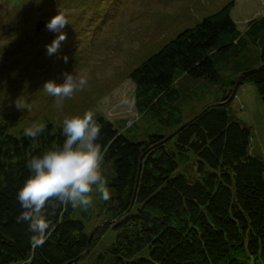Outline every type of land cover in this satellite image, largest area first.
<instances>
[{"label": "trees", "instance_id": "obj_1", "mask_svg": "<svg viewBox=\"0 0 264 264\" xmlns=\"http://www.w3.org/2000/svg\"><path fill=\"white\" fill-rule=\"evenodd\" d=\"M240 76L264 104V14L241 30L223 11L183 29L131 72L136 105L174 128L170 134L131 135L95 115L116 231L95 264H264V158L251 150V125L227 102ZM213 86L217 101L185 117L186 95ZM46 125L32 139L0 122V264H66L98 241L70 204L48 206L50 234L39 247L18 219L27 161L65 139L62 125ZM187 162L197 175L179 170ZM83 211L90 217L92 207Z\"/></svg>", "mask_w": 264, "mask_h": 264}, {"label": "rangeland", "instance_id": "obj_2", "mask_svg": "<svg viewBox=\"0 0 264 264\" xmlns=\"http://www.w3.org/2000/svg\"><path fill=\"white\" fill-rule=\"evenodd\" d=\"M59 10L69 22L63 29L67 40L57 54L48 55L46 47L58 33L46 24ZM223 11L245 30L251 19L264 14V0H0V122L21 135L33 123L62 125L65 118L93 111L131 135H168L174 128L160 126L136 105L131 72L183 29ZM66 73L86 76L87 85L58 106L42 86L48 80L62 83ZM218 92V86L205 94L191 91L181 102L183 115L216 102ZM230 104L252 127V152L264 158V104L255 84L240 82ZM192 165L181 163L179 170L197 175ZM107 166L102 169L106 178ZM91 207L90 217L81 208L74 216L86 219L98 241L73 264H95L116 237L99 193L93 194Z\"/></svg>", "mask_w": 264, "mask_h": 264}, {"label": "clouds", "instance_id": "obj_3", "mask_svg": "<svg viewBox=\"0 0 264 264\" xmlns=\"http://www.w3.org/2000/svg\"><path fill=\"white\" fill-rule=\"evenodd\" d=\"M67 24L69 22L65 13L60 10L47 22L46 28L58 33L46 47L48 55L57 54L62 42L67 40V34L63 31ZM86 85V76L66 73L62 83L48 80L42 88L48 95L55 97L58 106H62L64 98H70ZM17 107L25 108L21 104H17ZM46 127L44 123H33L24 129V134L36 139ZM100 131L101 126L93 111H86L83 116L65 118L62 122V134L65 137L62 146L53 145L27 161L26 167L31 175L17 193L23 209L18 219L27 222L33 247L42 246L50 234L49 205L70 204L73 208L86 211L93 205L94 193H99L105 201L111 199L102 170L107 150L98 142Z\"/></svg>", "mask_w": 264, "mask_h": 264}, {"label": "water", "instance_id": "obj_4", "mask_svg": "<svg viewBox=\"0 0 264 264\" xmlns=\"http://www.w3.org/2000/svg\"><path fill=\"white\" fill-rule=\"evenodd\" d=\"M240 82H241V76L238 78V80H237V82H236V85H235V87H234L233 93H232L231 97L228 99L227 102H229V101L234 97V95H235V93H236V91H237V88H238ZM91 237H92V234L90 235V241H91ZM83 254H84V253H83ZM83 254H81L80 256H78V257H76V258H74V259L68 261L66 264H73V263H75L76 261H78V260L82 257Z\"/></svg>", "mask_w": 264, "mask_h": 264}]
</instances>
